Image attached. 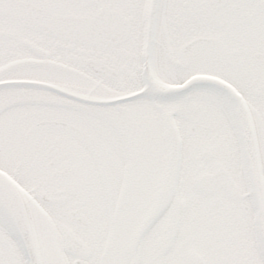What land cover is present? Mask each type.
<instances>
[{
  "label": "snow or ice",
  "instance_id": "obj_1",
  "mask_svg": "<svg viewBox=\"0 0 264 264\" xmlns=\"http://www.w3.org/2000/svg\"><path fill=\"white\" fill-rule=\"evenodd\" d=\"M0 264H264V0H0Z\"/></svg>",
  "mask_w": 264,
  "mask_h": 264
}]
</instances>
